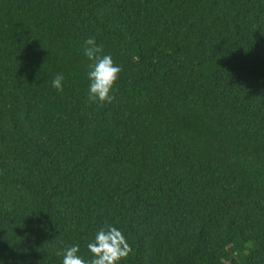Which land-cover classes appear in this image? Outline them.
I'll list each match as a JSON object with an SVG mask.
<instances>
[{
	"label": "trees",
	"instance_id": "obj_1",
	"mask_svg": "<svg viewBox=\"0 0 264 264\" xmlns=\"http://www.w3.org/2000/svg\"><path fill=\"white\" fill-rule=\"evenodd\" d=\"M107 224L119 264H264V0H0V264L91 259Z\"/></svg>",
	"mask_w": 264,
	"mask_h": 264
},
{
	"label": "clouds",
	"instance_id": "obj_2",
	"mask_svg": "<svg viewBox=\"0 0 264 264\" xmlns=\"http://www.w3.org/2000/svg\"><path fill=\"white\" fill-rule=\"evenodd\" d=\"M83 55L88 63V103L103 104L113 101V86L119 78L122 68L114 63L111 55L103 53L102 45H97L95 38L84 41ZM63 75L57 74L52 80V86L63 91ZM91 259L85 260L78 255L79 246H71L57 252L63 256L62 264H119L126 259L132 249L124 234L116 227L107 224L102 227L87 244Z\"/></svg>",
	"mask_w": 264,
	"mask_h": 264
}]
</instances>
